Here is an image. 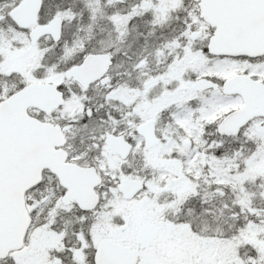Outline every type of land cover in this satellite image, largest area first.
<instances>
[{
	"label": "snow or ice",
	"instance_id": "obj_1",
	"mask_svg": "<svg viewBox=\"0 0 264 264\" xmlns=\"http://www.w3.org/2000/svg\"><path fill=\"white\" fill-rule=\"evenodd\" d=\"M0 264H264V0H0Z\"/></svg>",
	"mask_w": 264,
	"mask_h": 264
}]
</instances>
